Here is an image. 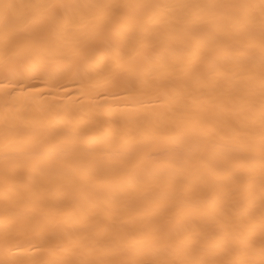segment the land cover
Returning <instances> with one entry per match:
<instances>
[{"label":"bare ground","instance_id":"1","mask_svg":"<svg viewBox=\"0 0 264 264\" xmlns=\"http://www.w3.org/2000/svg\"><path fill=\"white\" fill-rule=\"evenodd\" d=\"M0 264H264V0H0Z\"/></svg>","mask_w":264,"mask_h":264}]
</instances>
